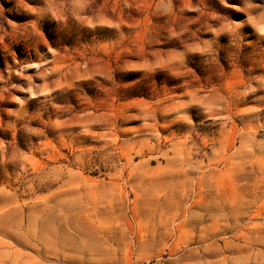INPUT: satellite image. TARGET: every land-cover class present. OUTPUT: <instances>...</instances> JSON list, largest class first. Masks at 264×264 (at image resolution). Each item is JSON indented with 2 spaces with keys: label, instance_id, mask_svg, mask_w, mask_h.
<instances>
[{
  "label": "rangeland",
  "instance_id": "rangeland-1",
  "mask_svg": "<svg viewBox=\"0 0 264 264\" xmlns=\"http://www.w3.org/2000/svg\"><path fill=\"white\" fill-rule=\"evenodd\" d=\"M0 264H264V0H0Z\"/></svg>",
  "mask_w": 264,
  "mask_h": 264
}]
</instances>
